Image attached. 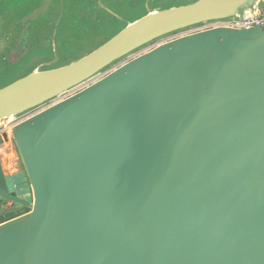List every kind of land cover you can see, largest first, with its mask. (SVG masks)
<instances>
[{
  "label": "water",
  "instance_id": "1",
  "mask_svg": "<svg viewBox=\"0 0 264 264\" xmlns=\"http://www.w3.org/2000/svg\"><path fill=\"white\" fill-rule=\"evenodd\" d=\"M263 7L148 9L81 58L0 88V125L164 36ZM11 140L23 170L0 159V264H264V26L161 43L21 120Z\"/></svg>",
  "mask_w": 264,
  "mask_h": 264
},
{
  "label": "rangeland",
  "instance_id": "2",
  "mask_svg": "<svg viewBox=\"0 0 264 264\" xmlns=\"http://www.w3.org/2000/svg\"><path fill=\"white\" fill-rule=\"evenodd\" d=\"M24 1L2 0L0 7V26H4L0 36V88L36 67L61 66L81 58L116 34L127 22L143 16L148 9L173 8L195 0H68L63 16L60 6L56 5L57 9L52 6V15L48 11L49 17L46 14L33 22L20 41L22 44L9 52L8 45L14 40L11 27L18 25V31L24 25L23 16L32 7L30 2ZM46 17L50 21L47 30L43 27ZM57 58L56 63L48 65ZM6 150L8 152L9 148Z\"/></svg>",
  "mask_w": 264,
  "mask_h": 264
},
{
  "label": "built area",
  "instance_id": "3",
  "mask_svg": "<svg viewBox=\"0 0 264 264\" xmlns=\"http://www.w3.org/2000/svg\"><path fill=\"white\" fill-rule=\"evenodd\" d=\"M255 25H260V26H264V7L260 9L259 14L257 17H255L251 12H247L244 17L242 19H238V18H234V19H230V20H215V21H209V22H205L202 24H198L189 28H186L184 30L178 31L176 33L164 36L154 42H152L151 44H148L146 46H144L143 48L137 50L136 52L132 53L131 55H129L128 57L122 59L120 62H118L116 65H114L113 67H111L110 69H113L119 65H121L122 63H124L125 61L136 57L146 51L151 50L152 48L156 47L157 45L170 41L174 38H177L179 36L182 35H186V34H190V33H194V32H198L201 30H206V29H210V28H215V27H220V26H225V27H232V28H249ZM105 70L99 74H97L95 77H93L90 80L85 81L84 83L76 86L75 88L63 93L61 96H59L57 99L53 100L52 102H50L49 104H45L31 112H28V114L26 115H22L16 119H12V120H6L4 123H2L0 125V137H2L3 139V134L6 132L9 134L10 136V141L8 142H12L11 140V132H12V128L15 124H17L18 122H20L21 120L31 116L32 114L42 110L43 108H46L48 105H51L59 100H62L80 90H82L83 88L87 87L88 85H90L91 83L95 82L96 80H98L99 78L103 77L105 74H107L109 72V70ZM4 139L2 141V143H0V156L6 152V148H8V145ZM1 159V158H0Z\"/></svg>",
  "mask_w": 264,
  "mask_h": 264
},
{
  "label": "flooded vegetation",
  "instance_id": "4",
  "mask_svg": "<svg viewBox=\"0 0 264 264\" xmlns=\"http://www.w3.org/2000/svg\"><path fill=\"white\" fill-rule=\"evenodd\" d=\"M67 1L68 0H65V3H63L64 1H62V0H53V1H50V0H26V1H24V2H30L31 4H32V7H31V9L23 16V18L26 16V15H28V14H30V13H32V12H34L35 10H37L38 8H40L41 6H43V5H47V10L42 14V15H40V17H39V19L38 20H40L41 19V17L43 16V15H45L46 16V14H47V12L48 13H50L51 15H52V13L53 12H51L52 10V6H55V9H57L59 6H60V12H61V14H62V16L64 15V4H66V6H67ZM58 7H57V6ZM2 6V0H0V7ZM62 10H63V12H62ZM59 12V13H60ZM1 14H2V12L0 11V16H1ZM7 13H5V15H6ZM5 15H4V17H5ZM47 17H49V15L47 14ZM47 17H46V21L44 22V28H45V30H47L49 27H50V21L47 19ZM22 18V19H23ZM38 20H34V21H32V22H29V23H25L24 24V26H22V27H20L19 28V30L17 31V28H18V25L14 28V27H11L12 29H14V31H13V35H14V41L12 42V45L13 46H15V47H17L18 45H21L22 43H20V41L22 40L23 41V37H24V35H25V33H27V30L31 27V25H32V23L33 22H35V21H38ZM23 24V23H22ZM29 24H30V26H29ZM28 26H29V28H28ZM24 27V28H23ZM2 28H4V26L2 25V26H0V36H1V32H2ZM31 29V28H30ZM30 31V30H29ZM10 33V32H9ZM20 34V35H19ZM19 38H21L20 40H19ZM12 45H10V46H12ZM10 46L8 45V47L10 48Z\"/></svg>",
  "mask_w": 264,
  "mask_h": 264
},
{
  "label": "crops",
  "instance_id": "5",
  "mask_svg": "<svg viewBox=\"0 0 264 264\" xmlns=\"http://www.w3.org/2000/svg\"><path fill=\"white\" fill-rule=\"evenodd\" d=\"M9 151L4 152L0 158L4 172H21L23 170L18 151L13 142L7 143Z\"/></svg>",
  "mask_w": 264,
  "mask_h": 264
},
{
  "label": "bare ground",
  "instance_id": "6",
  "mask_svg": "<svg viewBox=\"0 0 264 264\" xmlns=\"http://www.w3.org/2000/svg\"><path fill=\"white\" fill-rule=\"evenodd\" d=\"M8 120H11V119H8Z\"/></svg>",
  "mask_w": 264,
  "mask_h": 264
}]
</instances>
